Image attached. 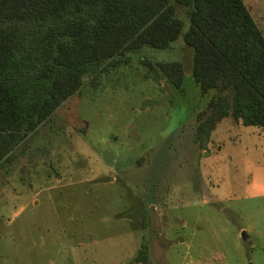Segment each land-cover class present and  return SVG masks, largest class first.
Masks as SVG:
<instances>
[{
  "label": "rangeland",
  "instance_id": "rangeland-1",
  "mask_svg": "<svg viewBox=\"0 0 264 264\" xmlns=\"http://www.w3.org/2000/svg\"><path fill=\"white\" fill-rule=\"evenodd\" d=\"M264 33V0H243ZM176 16L188 17L180 5ZM179 60L180 89L153 65ZM182 33L88 76L0 161V264H264V130L231 116ZM147 101V104L145 102Z\"/></svg>",
  "mask_w": 264,
  "mask_h": 264
},
{
  "label": "trees",
  "instance_id": "trees-1",
  "mask_svg": "<svg viewBox=\"0 0 264 264\" xmlns=\"http://www.w3.org/2000/svg\"><path fill=\"white\" fill-rule=\"evenodd\" d=\"M181 33L193 81L213 90L199 113L205 131L227 116L264 130V33L243 0H0V161L85 76L96 86L131 53L168 48ZM144 61L182 88L181 61ZM147 257L143 242L121 264Z\"/></svg>",
  "mask_w": 264,
  "mask_h": 264
},
{
  "label": "water",
  "instance_id": "water-1",
  "mask_svg": "<svg viewBox=\"0 0 264 264\" xmlns=\"http://www.w3.org/2000/svg\"><path fill=\"white\" fill-rule=\"evenodd\" d=\"M145 104H147V101L145 102Z\"/></svg>",
  "mask_w": 264,
  "mask_h": 264
}]
</instances>
